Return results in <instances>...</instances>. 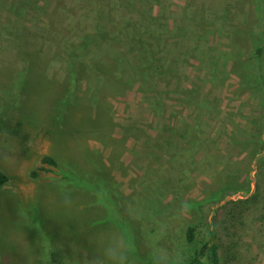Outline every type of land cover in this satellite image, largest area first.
I'll use <instances>...</instances> for the list:
<instances>
[{
	"label": "rangeland",
	"instance_id": "1",
	"mask_svg": "<svg viewBox=\"0 0 264 264\" xmlns=\"http://www.w3.org/2000/svg\"><path fill=\"white\" fill-rule=\"evenodd\" d=\"M10 1L0 0V169L8 177L0 188V264H88L92 257L110 264L105 250L122 233L134 238V264L151 261L154 244L180 262L190 252L183 229L206 200L218 202L210 218L223 264H264V79L251 71L261 0H159L145 15L136 12L135 29L161 31L151 47L159 51L152 76L140 89L128 81L119 87L106 75H127V64L105 61L106 72L90 71L74 88L69 123L53 107L72 83L64 53L70 40L104 28L99 6L32 0L38 4L6 21ZM118 13L125 10L115 5L110 36ZM18 23L32 48L54 55L47 73L20 72L21 42L5 30L16 33ZM116 40L93 38L80 58L115 42L132 50L130 62L146 64L150 46ZM89 109L99 131L80 125ZM56 155L70 166L66 178V168L41 162ZM110 182L107 194L102 184Z\"/></svg>",
	"mask_w": 264,
	"mask_h": 264
},
{
	"label": "trees",
	"instance_id": "2",
	"mask_svg": "<svg viewBox=\"0 0 264 264\" xmlns=\"http://www.w3.org/2000/svg\"><path fill=\"white\" fill-rule=\"evenodd\" d=\"M34 3V6L38 4L36 1L32 0H12L10 1V5H8L9 14L6 17V21H11V17L16 18L17 16H22L23 11L25 10V6ZM89 5L94 6V4H97L99 8L97 11H95V14L99 16V18L102 20L100 22V25L104 26L100 28H97L94 35H86L82 34V36H78L75 42L76 44L70 43L67 45V52H65V62L66 65L63 68L65 76L71 77V85L68 89H66L61 94L59 93L57 97L53 98V107L54 108V114L58 113L59 110H62L64 112V116L68 115V123L70 117L74 113H72V108L75 105V102L72 101L73 96V90L78 85V83L86 80L88 77V74L90 71H96L97 74H103L102 67L105 66L104 62L106 61L108 65L107 67L111 66V68L114 66V62L116 59V62L119 63V61H123L125 64H127V68L125 71H127V75H118L111 77L109 73H107L106 76L109 77L110 80H114V82L119 87L127 88V85L124 84V82L130 83L133 88L140 89L146 85L147 78L149 79L152 76V72H150L153 69V65L158 62V48H151V47H158L159 43H156L155 40L158 39V37L161 36L160 28L154 27L153 29H149L146 31L145 29L137 30L134 28V24H131V21L133 19V15H136V12L142 11V13L145 15V13H148L151 8L160 7V1L159 0H89ZM261 8L262 13L264 14V0H261ZM115 8V5L121 6L125 10V15H122L118 13L120 17H122V20H118L115 27V32L110 36L106 32V26L107 24L113 23V20L111 19V11L113 10V7ZM199 6H202L199 2ZM119 9V8H118ZM184 11V10H183ZM121 12V11H120ZM205 12V11H203ZM209 13V12H208ZM117 15V16H118ZM140 17V16H139ZM138 17V18H139ZM139 21V19H138ZM148 21H152V19L149 17ZM131 25V26H130ZM114 26V25H112ZM113 28V27H112ZM18 29L20 31H18ZM133 29V31H132ZM6 33L8 35V38H13L12 42H21V44L18 46L17 54L18 57L21 55L22 62L24 63V66L22 70H20L21 73L25 72H31V71H40V72H48L49 67L51 64H54V55L50 56V54H45L41 49L32 48V45L30 43V39L25 36L23 33V28H18L16 33L19 35H16L15 28L8 26L6 29ZM78 34V33H77ZM76 34V35H77ZM74 35V36H76ZM123 35V36H122ZM98 37V38H97ZM125 38L130 44V47H132L131 44L134 46L139 47H147L150 46L147 50V61L146 64H140L137 65L133 62V60L130 62L127 58L131 56V51L128 52V50L119 49L117 45L114 46L116 49H113V45L109 44V42H112V39L114 40H120ZM43 38V37H42ZM93 38L99 39V42H108L107 47L98 50L96 53H91L89 57L81 59L80 55L83 56V53L88 51V45H90L91 40ZM116 38V39H115ZM116 40V41H117ZM145 40V41H144ZM260 43L256 47H253V53H254V59L255 64L251 67V71L255 70L257 72L256 75L253 77H259L261 79H264V73L262 72L264 68V21H263V30L262 34L260 36ZM10 42V41H8ZM252 44V42H250ZM114 50L113 52H110L111 50ZM24 57V58H23ZM118 60V61H117ZM131 60V59H130ZM146 60V59H145ZM53 67V65H52ZM110 68V69H111ZM124 79V81H121ZM99 81V78L97 79V82ZM90 84L88 89L90 88ZM90 91V89H89ZM65 110H64V109ZM67 121H63V123H56L55 125V132L56 136L59 132H63L65 129H63L66 126ZM101 122L97 120L94 116V112H92L90 109L87 111V116L83 120V122L80 123L82 128L85 127H92L95 130H98L97 126ZM19 125H23V123H19ZM63 125V126H62ZM62 126V127H61ZM85 126V127H84ZM95 126V127H93ZM99 131V130H98ZM59 156H43L41 158V162L44 164H47L51 167H58V168H66V173H63L64 178L68 177L70 173V166L66 164L65 159L58 158ZM96 167H100L102 170L105 171V167H103L102 164H98ZM105 174L108 176V173L105 172ZM109 178V176H108ZM8 177L7 175L0 169V188L7 182ZM110 180V178H109ZM73 184H79L80 181L76 180L75 177H73L72 180ZM78 186V185H76ZM105 188V193L110 194L114 193L113 190L109 187H112L113 185H103ZM109 186V187H108ZM241 189V188H240ZM224 192V191H223ZM225 192L222 195V199L224 200L227 195H224ZM217 202V200H206L196 207L197 212V220L194 223H188L185 225V228L183 229V243L187 244L189 249V254L187 257L181 258V261L178 262V264H223V259H225V255L221 253V248L218 243V235L216 229L213 227V220L210 218V214L212 211L211 205H214ZM239 202H247V201H238ZM229 203H235L233 201H230ZM213 214L216 210L213 208ZM137 223V222H136ZM132 229L130 227L128 228L129 233ZM224 256V257H223ZM142 264H152L151 261H144ZM170 264H176V263H170Z\"/></svg>",
	"mask_w": 264,
	"mask_h": 264
},
{
	"label": "clouds",
	"instance_id": "3",
	"mask_svg": "<svg viewBox=\"0 0 264 264\" xmlns=\"http://www.w3.org/2000/svg\"><path fill=\"white\" fill-rule=\"evenodd\" d=\"M134 238L127 233H122L119 238V243L115 246H110L105 250V259L110 264H134L135 257ZM169 254L163 248L153 245L151 252L152 264H170ZM88 264H103L97 257H92L88 260ZM178 264V261L176 262Z\"/></svg>",
	"mask_w": 264,
	"mask_h": 264
}]
</instances>
